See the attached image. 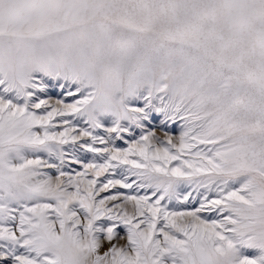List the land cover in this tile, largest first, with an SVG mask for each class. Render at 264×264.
<instances>
[{
    "label": "snow or ice",
    "instance_id": "obj_1",
    "mask_svg": "<svg viewBox=\"0 0 264 264\" xmlns=\"http://www.w3.org/2000/svg\"><path fill=\"white\" fill-rule=\"evenodd\" d=\"M82 237L93 264H264V0H0V264Z\"/></svg>",
    "mask_w": 264,
    "mask_h": 264
},
{
    "label": "rangeland",
    "instance_id": "obj_2",
    "mask_svg": "<svg viewBox=\"0 0 264 264\" xmlns=\"http://www.w3.org/2000/svg\"><path fill=\"white\" fill-rule=\"evenodd\" d=\"M58 92H59V89H50L49 95L55 97L56 95H58ZM152 116L155 118L149 119V121L145 125L146 129L156 131L157 135L161 136L162 138H163V132L168 131L169 129L171 130V132L173 134L179 133L180 128H179L178 124L177 125H174V124L169 125V123L163 122L162 121V116H163L162 114L153 113ZM163 118H165V117L163 116ZM168 126H169V128H168ZM98 224L99 223L97 222V227L99 226ZM122 227H123V229L121 228V230L117 233V238L123 237L127 233V227L125 225H123ZM101 234H102V237H100V239L102 238V240H103L105 233L103 234V232H102ZM94 235H95V237H97V232ZM120 243L123 244L124 241L121 240ZM243 251H244L245 255L250 256V257H255V256L260 254L259 250H257V249H244Z\"/></svg>",
    "mask_w": 264,
    "mask_h": 264
},
{
    "label": "clouds",
    "instance_id": "obj_3",
    "mask_svg": "<svg viewBox=\"0 0 264 264\" xmlns=\"http://www.w3.org/2000/svg\"><path fill=\"white\" fill-rule=\"evenodd\" d=\"M89 237H82L78 243L65 241L62 247L69 252L79 264H93V258L90 253L85 250V246L89 243Z\"/></svg>",
    "mask_w": 264,
    "mask_h": 264
},
{
    "label": "bare ground",
    "instance_id": "obj_4",
    "mask_svg": "<svg viewBox=\"0 0 264 264\" xmlns=\"http://www.w3.org/2000/svg\"><path fill=\"white\" fill-rule=\"evenodd\" d=\"M162 121L163 122H167V123H169L168 121H166L165 120V118H163V116H162ZM169 125H172L171 123H169ZM174 125H177V124H174ZM168 128H169V126H168ZM98 227H100V228H104V227H107L109 224H111L112 222L111 221H107V220H102V221H98ZM123 224H119V223H117V225H116V232L118 233L120 230H121V228L123 229ZM126 228V227H125ZM103 231H99V232H97V239H99V240H101V241H103L102 240V238L100 239V237H102V233ZM103 234H104V232H103ZM107 246V244L105 243L104 244V247H106Z\"/></svg>",
    "mask_w": 264,
    "mask_h": 264
}]
</instances>
